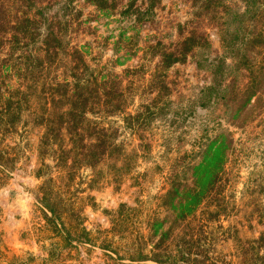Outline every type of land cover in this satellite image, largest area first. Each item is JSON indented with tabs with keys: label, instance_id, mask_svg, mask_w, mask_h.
I'll return each instance as SVG.
<instances>
[{
	"label": "rangeland",
	"instance_id": "obj_1",
	"mask_svg": "<svg viewBox=\"0 0 264 264\" xmlns=\"http://www.w3.org/2000/svg\"><path fill=\"white\" fill-rule=\"evenodd\" d=\"M257 2L245 12L244 0H21L30 16L46 8L60 50L44 41L39 14L27 35L0 24V264H264ZM218 66L228 92L210 100L203 93ZM252 70L262 78L251 89ZM78 79L93 83L82 143L95 142L94 128L114 142L93 158L73 157L70 126L56 115ZM25 85L29 99L10 126L6 99ZM213 140L224 142V171L186 212L192 168ZM46 182L59 217L40 201Z\"/></svg>",
	"mask_w": 264,
	"mask_h": 264
},
{
	"label": "trees",
	"instance_id": "obj_2",
	"mask_svg": "<svg viewBox=\"0 0 264 264\" xmlns=\"http://www.w3.org/2000/svg\"><path fill=\"white\" fill-rule=\"evenodd\" d=\"M27 1H30V0H27ZM68 1L72 2L73 0H68ZM91 1L92 3L98 4L96 2L98 1L104 2L106 0H91ZM244 1H245V7H246L245 12H249L254 7L256 8L258 7L257 0H244ZM20 3H21V0H0V24H7L9 26L10 24H14L16 28L11 27V29L18 31V29L21 30L22 27H24L26 24L36 23L37 21L36 17H37V14H39V19H40V22L42 23L41 24L42 27L43 25H45L44 28L46 32L43 33L44 41L47 42L51 39L57 45L55 46V49L60 50L59 48L60 45L58 42L56 32L55 30H53L51 26L52 24L51 20L47 17L45 13L46 8L39 7L34 10H31L35 12V16L34 14L33 16H30L29 14H27L28 8L24 5L20 6ZM32 5L33 4L29 6H32ZM243 15L244 14H240L238 17L240 18ZM22 31L24 30H21V32L19 33L22 35H27V33L23 34ZM2 33L7 34V31H2ZM240 34L241 33L239 31L238 34H236V36L239 37ZM10 35L13 38V40H15L16 36L13 33ZM0 39L4 40L8 38L7 37L4 38L0 36ZM218 64H221V63L219 62ZM219 67L220 66L215 68L214 73L216 77L214 78L212 84L204 89L203 95L209 98L211 97L210 100L212 98L218 99L220 98L219 96L220 93L228 92V86L224 84L225 74L222 68H219ZM250 74L251 76L249 79H251V81H250V85H248L249 88L252 89L257 85L260 87L262 76L260 77L259 75H257V72L255 70H252ZM20 77L23 79V76H20ZM0 78H1V75H0ZM61 86L69 88L68 87L69 84L66 81H64L63 85H60V84L58 85L59 88H61ZM92 86H93V83L89 79H86L83 81L79 79L77 81L75 80L72 87H70V93H68V89H67L66 92H63L61 94L62 98L68 99L67 100L69 103L68 107L65 110H63L65 111L64 113L62 112L56 113V115L59 117L61 122H64V120H66L67 125L70 126V132L72 133V134L70 133V136H72V138H70L69 140L71 141L70 143L72 147H69V149L72 150V152L74 151V154H73L74 158H80V156H83L84 158H87V157L93 158L94 156L97 155L98 149H99V154H103V153H106L107 149L110 148L111 150V148L114 146V142L110 138H108L107 133L98 132L99 128L92 129L91 135L94 136L95 142L90 143L88 145H85L82 143L81 137L77 133V131L81 130L80 127H82V123H83L84 111L82 107L88 105L87 99L91 93ZM30 91H31L30 86H27V85H25V87L19 86L15 90L10 92V98L8 99L4 98L6 99L8 103H6L7 108L5 109V112L3 115L9 116L10 113L12 112V114L10 115V126L15 127L16 123L18 122L17 120L20 119L19 117V111L21 110L20 104L22 102L27 101V99H29L28 97L29 94L27 93H31ZM242 91L246 92V89H242ZM99 93L100 92H97L95 93V95H98ZM102 94H104V96L106 95L103 92V90H102ZM251 95L253 94L251 93ZM2 99L0 98V101ZM9 99L10 101H8ZM14 103H16V105H14ZM243 103L247 104L248 100H246ZM244 104H241L240 106L243 107ZM226 106L228 107V104ZM52 115L53 114H50V113L47 114L48 118L45 120V124H44L45 125L44 134H43L44 139L47 138V134L53 137L54 136L53 132L56 131L53 125V122L55 120L52 119L51 117ZM42 122H43L42 119L38 121V123L40 124ZM47 124L49 125V127L50 126L52 127V128L48 127V129L50 130L46 129ZM50 140L51 139L47 138V141L46 142L42 141V143L50 145L51 143ZM61 151L63 152L64 148H62ZM201 153L203 157L202 160L198 164L193 166L192 168L193 169L192 177H193V180L195 179L194 182L192 183V186H194V189L193 187L188 188V191H190V193H187L188 191L186 192L185 190L184 193L186 195L187 200L183 202L184 203L183 205L179 204V207L186 209L185 210L186 212L192 211V209H194V206L197 204L200 198L206 193L210 192L211 186L214 184L212 182H216L218 179V175H220L224 171V165L226 162L227 152L225 150L223 141L213 140L211 143L207 145V147H205L204 151H201ZM58 157L59 158H56V160L61 163V161L63 160V156L58 155ZM91 167H94V166H91ZM72 168L73 167H70V166L68 167L67 169L68 173H69V170ZM46 183L48 184V189L43 193V197L40 199V201L42 202V205L45 208V210H47L50 214H52V216L59 217L60 203L55 202V198L52 196V190H51L50 184L49 182H46ZM174 191L175 193L178 192L177 189H175ZM153 256L154 257H164V255L161 254L160 251L158 250H156L153 253Z\"/></svg>",
	"mask_w": 264,
	"mask_h": 264
}]
</instances>
